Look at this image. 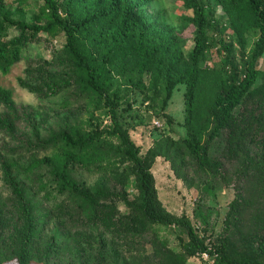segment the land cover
Returning <instances> with one entry per match:
<instances>
[{
    "label": "rangeland",
    "instance_id": "374dc122",
    "mask_svg": "<svg viewBox=\"0 0 264 264\" xmlns=\"http://www.w3.org/2000/svg\"><path fill=\"white\" fill-rule=\"evenodd\" d=\"M81 1L89 18L108 5L107 0ZM198 1L223 17L218 32L209 31L211 63L228 74L236 68L242 77L259 30L244 21L234 27L221 0ZM77 3L71 0L70 6ZM191 3L118 0L121 9L132 7V17L167 42L170 53L160 67H149L132 53L111 67L100 91L65 56L64 33L35 43L29 59L7 74L0 72V86L12 91L15 103L13 112L5 113L9 129L0 130V264H149L157 249L172 250L185 264H216L206 252L184 253L182 225L155 223L151 216L189 220L210 248L224 242L231 257L264 264V107L252 110L255 96L246 94L245 104L234 109L210 144L218 165L209 167L185 144L187 84H178L167 99V78L192 67L198 28ZM44 5L45 0H0V13L36 21L44 16ZM122 18L123 11L112 26H120ZM100 45H106L104 39ZM255 68L252 89L264 87V52ZM50 73L67 79L56 94L47 88ZM215 123L214 113L202 120L203 142ZM68 134L87 144L102 138L101 162L86 165L72 156L67 164L95 204L76 192L46 200L39 188L37 177L65 166L63 137ZM16 182L35 197L38 213L33 208L22 213L12 186Z\"/></svg>",
    "mask_w": 264,
    "mask_h": 264
},
{
    "label": "trees",
    "instance_id": "16d2710c",
    "mask_svg": "<svg viewBox=\"0 0 264 264\" xmlns=\"http://www.w3.org/2000/svg\"><path fill=\"white\" fill-rule=\"evenodd\" d=\"M81 0L76 7L70 6L71 0H45L43 6L44 16L36 21H24L16 19L8 12L0 13V72L7 74L18 62L29 59L34 44L43 40L56 37L60 33L65 34L66 44L63 47L65 56L76 68L86 73L89 86L96 91L104 87L111 67L116 66L136 52L144 64L149 67L166 66V55L170 49L165 41L158 39L141 23L132 17V7L117 4L118 0H107L108 5L89 18L80 8ZM146 1H140L139 5ZM225 13L233 18L232 25L236 27L240 21H244L249 28H256L260 35L251 54V60L245 65L244 75L239 76L238 70L231 69V73L223 71L217 65L211 63V55L214 44L209 31H217L223 25V17H216L213 10H207L198 0H192L191 7L195 14V23L198 28L196 42L192 52V67L187 71L176 73L167 78V99L172 96L173 89L181 83L187 84V137L185 144L192 154L202 160L207 166L218 165L210 156V144L216 140L229 123L234 109L244 105L246 94H252L256 103H250L254 111L264 107V87L252 89V85L258 77L255 61L264 52V0H221ZM123 18L120 26H112L120 13ZM242 15L234 16L238 12ZM45 20V21H43ZM43 35L46 37L44 38ZM101 39L106 45L101 47ZM226 47V45H224ZM103 49V53L101 50ZM135 54V53H134ZM180 59V56H177ZM47 64H50L47 63ZM177 64V63H176ZM67 81L66 76L59 77L55 74L47 76V88L50 93H58ZM260 91L262 92L260 94ZM258 101V103H257ZM114 116L117 115L114 103L108 100ZM0 130L9 129L10 121L6 118V112H13L15 103L10 89L0 86ZM216 116V123L210 131L208 138L203 142L202 120L210 114ZM264 121V118L262 119ZM111 134V132H110ZM110 135H106L109 137ZM122 138H126L121 134ZM67 151L63 158L66 163L61 169L54 166L45 177L39 176L37 181H42L39 186L46 200L57 195L71 196L76 192L88 203L97 201L90 197L85 188V183L72 177V171L68 169V159L72 156L81 158L86 165L101 162L104 152L100 148L102 138H96L87 144L86 139L71 134L63 137ZM75 151V152H74ZM74 152V153H73ZM133 152V149H131ZM47 158L45 161H49ZM59 162V161H58ZM18 205L24 215L29 214L33 208L37 212L35 197H31L24 185L12 184ZM145 207L148 202H145ZM159 224L180 225L186 230L181 235V246L184 253L194 255L197 252H206L216 264H263L257 258L231 257L226 249V243L210 248L203 236L198 235L197 230L189 220L169 217H150ZM36 234L35 232L33 235ZM185 264L183 256L176 255L172 250H156L149 264Z\"/></svg>",
    "mask_w": 264,
    "mask_h": 264
}]
</instances>
